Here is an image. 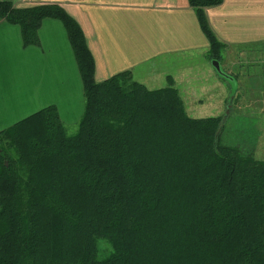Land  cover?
<instances>
[{
    "label": "trees",
    "instance_id": "16d2710c",
    "mask_svg": "<svg viewBox=\"0 0 264 264\" xmlns=\"http://www.w3.org/2000/svg\"><path fill=\"white\" fill-rule=\"evenodd\" d=\"M223 1L189 0L219 62L205 9ZM0 19L25 47L61 21L85 100L72 136L55 106L0 131V264H264V161L222 143L224 117H190L177 89L130 71L97 83L57 5L0 0Z\"/></svg>",
    "mask_w": 264,
    "mask_h": 264
},
{
    "label": "crops",
    "instance_id": "0c3cea01",
    "mask_svg": "<svg viewBox=\"0 0 264 264\" xmlns=\"http://www.w3.org/2000/svg\"><path fill=\"white\" fill-rule=\"evenodd\" d=\"M45 4L61 7L82 29L97 83L130 71L150 90L177 89L186 108L216 100L226 112L229 84L211 65L209 40L189 0H14L15 8ZM205 15L224 45L223 69L238 66L228 71L237 82L232 105L241 91L264 90V0H224ZM38 37V46L25 47L20 28L0 19V131L49 106L66 128L78 126L84 113L82 79L64 25L45 19ZM254 147V156L264 152V143Z\"/></svg>",
    "mask_w": 264,
    "mask_h": 264
},
{
    "label": "rangeland",
    "instance_id": "374dc122",
    "mask_svg": "<svg viewBox=\"0 0 264 264\" xmlns=\"http://www.w3.org/2000/svg\"><path fill=\"white\" fill-rule=\"evenodd\" d=\"M212 65V62H211ZM245 67V65H242ZM238 67V66H237ZM236 67V69H237ZM235 68L228 66L224 67V70L228 73L234 71ZM233 75V74H232ZM236 77V75H233ZM238 76V75H237ZM237 78V77H236ZM238 79V78H237ZM258 89L260 85L258 84ZM149 87H156L154 84H150ZM198 87V86H197ZM203 87V85L201 86ZM227 88V87H226ZM228 88L225 91L226 112L223 115L221 108H218L216 100L211 102H206L204 106L198 105L197 108L185 107L186 112L190 117L203 119L209 117H224L225 123L221 135L222 143L228 146H237L242 148L246 152L255 153V147L257 144L264 143V90L257 92H246L241 91L239 97L236 101L232 102L233 97L231 98V86L228 85ZM154 89V88H150ZM203 95V93L196 90L195 93ZM181 95H185V92L181 91ZM220 95V94H219ZM215 99L216 95L214 94ZM251 99V100H250ZM250 102L257 101L258 105L253 106L248 104ZM229 102V103H228ZM187 103V98H186ZM198 109L197 111H195ZM261 111V112H260ZM228 112V115H227ZM261 114V115H259ZM78 126L75 128H67V133L69 136L74 135L77 132ZM256 159L264 160V152L259 151L257 155L255 154Z\"/></svg>",
    "mask_w": 264,
    "mask_h": 264
},
{
    "label": "water",
    "instance_id": "95a60500",
    "mask_svg": "<svg viewBox=\"0 0 264 264\" xmlns=\"http://www.w3.org/2000/svg\"><path fill=\"white\" fill-rule=\"evenodd\" d=\"M212 66L218 76L222 79H224L230 86H231V98L235 95L237 91V82L234 77L229 75L225 70L223 69L222 65L220 64L219 61L213 60L212 61Z\"/></svg>",
    "mask_w": 264,
    "mask_h": 264
}]
</instances>
